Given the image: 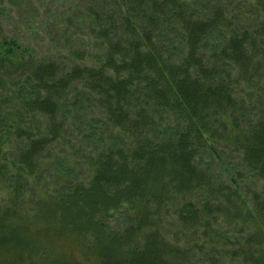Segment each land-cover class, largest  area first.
I'll return each mask as SVG.
<instances>
[{"label": "trees", "instance_id": "obj_1", "mask_svg": "<svg viewBox=\"0 0 264 264\" xmlns=\"http://www.w3.org/2000/svg\"><path fill=\"white\" fill-rule=\"evenodd\" d=\"M38 28L44 53L0 39V264H264V0Z\"/></svg>", "mask_w": 264, "mask_h": 264}, {"label": "rangeland", "instance_id": "obj_2", "mask_svg": "<svg viewBox=\"0 0 264 264\" xmlns=\"http://www.w3.org/2000/svg\"><path fill=\"white\" fill-rule=\"evenodd\" d=\"M15 1L0 0V39L15 37L20 46H29L44 53L51 45V38L47 31L36 29V26L38 23L44 26L47 19L71 8L76 0H22V4H16ZM29 20L31 30L25 25ZM64 250L69 258L81 256L70 241L64 244Z\"/></svg>", "mask_w": 264, "mask_h": 264}]
</instances>
